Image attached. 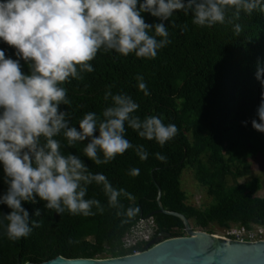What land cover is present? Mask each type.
Returning <instances> with one entry per match:
<instances>
[{"label":"trees","instance_id":"obj_1","mask_svg":"<svg viewBox=\"0 0 264 264\" xmlns=\"http://www.w3.org/2000/svg\"><path fill=\"white\" fill-rule=\"evenodd\" d=\"M146 23H160L159 19L144 13ZM231 18L232 12L227 13ZM171 43L158 50L154 59L138 58L135 54L123 57L114 51L100 50L91 61L94 71L83 73V79L66 83L70 106L71 126L79 128V121L88 112L100 115L111 100L104 93L111 87L113 94H127L139 105L135 115L143 119L157 115L167 124H175L177 135L164 146L148 141L126 125V139L134 146L143 145L147 160L141 161L133 149L118 155L107 164L96 165L83 154L87 141L68 147L62 136L56 137L62 151L78 155L93 173H102L116 189L123 188L135 198H121L125 209L138 206L137 216L118 217L116 209L108 207L102 185L88 187L86 198H95L104 206L103 214L94 216L58 215L45 208L44 202H26L23 207L30 220L40 226L31 235L13 241L8 239L0 224V264L43 263L58 256L66 259H105L129 255L145 246L125 249L123 239L140 219L151 217L157 231L169 237L185 236L182 222L173 216L156 213L158 188L164 209L183 214L193 229L213 234L211 226L224 229L230 225L249 227L264 224V198L257 197L261 182L254 177L239 183L238 179L251 175V161L264 160V133L251 124L257 120V109L264 91L256 79L258 64L264 67V13H241L234 23L242 25L237 35L232 24L199 27L192 24L191 14L183 11L165 21ZM184 26L172 27V24ZM0 50L6 57L17 59L15 49L0 41ZM22 71L28 74L27 64L21 60ZM141 75L150 95L138 89L136 77ZM246 122V123H245ZM98 134V133H97ZM156 153L167 157V163L155 158ZM101 158H103L101 154ZM132 168L139 175L131 176ZM192 170L193 177L213 204L202 208L187 203L188 196L181 188V177ZM0 165V195L6 192ZM41 216H35L36 210ZM11 211L0 205V213ZM95 212L96 209L93 208ZM77 243L69 244V240Z\"/></svg>","mask_w":264,"mask_h":264},{"label":"clouds","instance_id":"obj_2","mask_svg":"<svg viewBox=\"0 0 264 264\" xmlns=\"http://www.w3.org/2000/svg\"><path fill=\"white\" fill-rule=\"evenodd\" d=\"M256 10L264 13V0H0V41L14 48L17 56L14 60L0 50V165L7 185L0 205L11 209L8 214L0 213V224L7 221L8 239L26 238L40 226L39 221L30 220L23 207V203H36L37 199L58 215L65 211L85 217L103 214L99 200L86 198L92 184L102 185L108 207L126 218L122 222L140 212L138 206L125 209L121 203L122 197L134 200L131 193L114 188L104 174L91 172L80 156L63 152L61 141L56 139L62 136L68 147L87 141L84 156L101 165L133 148L141 161L147 160L144 146H134L125 138L126 125L160 146L178 133L175 124L166 125L157 115L143 119L135 115L139 105L127 94H113L112 86L104 93L111 106L100 115L86 113L78 129L71 126L68 111L60 109L71 104L64 85L93 72L90 62L100 50L154 59L158 50L171 43L164 22L178 11L191 14L192 24L201 28L232 24L239 35L242 25L234 21L241 13L251 15ZM228 12H232L231 18ZM144 13L160 23H146ZM172 27L183 30L186 25L173 23ZM21 60L27 64L28 74L22 71ZM256 79L264 88V67L259 64ZM136 80L138 89L150 95L143 76L137 75ZM257 116L259 122L252 120V127L264 133V91ZM155 158L167 163L161 153ZM129 175H139V169H130ZM35 216H41L39 209ZM155 233L141 245L146 247L157 237ZM163 239L159 237V241ZM73 243L77 241L70 239L69 244Z\"/></svg>","mask_w":264,"mask_h":264},{"label":"water","instance_id":"obj_3","mask_svg":"<svg viewBox=\"0 0 264 264\" xmlns=\"http://www.w3.org/2000/svg\"><path fill=\"white\" fill-rule=\"evenodd\" d=\"M160 197L158 188L156 202L159 208L156 213L178 218L184 226L185 236L171 238L168 234H159L136 255L105 259H66L58 256L43 263L29 264H264V242L226 240L193 230L183 214L164 209ZM159 237L164 239L159 241Z\"/></svg>","mask_w":264,"mask_h":264},{"label":"built area","instance_id":"obj_4","mask_svg":"<svg viewBox=\"0 0 264 264\" xmlns=\"http://www.w3.org/2000/svg\"><path fill=\"white\" fill-rule=\"evenodd\" d=\"M156 231L152 218L139 220L123 239V247L130 249L141 243H148ZM223 233L216 235L226 240H234L246 243L264 242V224H251L249 227L230 225L222 229ZM141 250H133L130 255H136Z\"/></svg>","mask_w":264,"mask_h":264},{"label":"rangeland","instance_id":"obj_5","mask_svg":"<svg viewBox=\"0 0 264 264\" xmlns=\"http://www.w3.org/2000/svg\"><path fill=\"white\" fill-rule=\"evenodd\" d=\"M254 177L258 178L261 182V190L257 193L256 196L264 198V160L262 157H257L256 159L251 161V175L238 179V182L243 183L245 181L251 180ZM181 188L184 192H186L188 196V204L200 208L207 206L208 204V206L213 204V199L208 197L205 191L201 187H199L197 181L193 177L192 170H186L185 172H183L181 177ZM210 228L213 230V235L221 236V234L223 233L222 229L217 228L216 226H211Z\"/></svg>","mask_w":264,"mask_h":264}]
</instances>
